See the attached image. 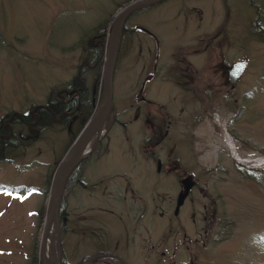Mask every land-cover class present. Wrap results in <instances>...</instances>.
I'll list each match as a JSON object with an SVG mask.
<instances>
[{
    "label": "rangeland",
    "instance_id": "374dc122",
    "mask_svg": "<svg viewBox=\"0 0 264 264\" xmlns=\"http://www.w3.org/2000/svg\"><path fill=\"white\" fill-rule=\"evenodd\" d=\"M132 1L0 0V118L40 107L84 59L88 67L86 41L102 27L96 44L104 57L113 17ZM134 23L150 36L136 32L119 41L113 108L96 143L106 141L107 151L92 154L95 146L83 159V185L65 200L60 264L61 254L65 264H77L97 253L123 264H264V166L254 161L264 159V0H165L132 15L125 27ZM220 25L223 33L209 42ZM217 54L225 66L246 62L226 97ZM103 57L79 80L91 93L90 115L102 99ZM185 85L204 91V105L207 86L221 90L212 103L219 105L215 121L202 115L198 97L184 94ZM147 115L167 131L152 159L141 150L151 126ZM57 124L0 161V264H39L37 212L79 130L76 122ZM227 136L246 164L230 158ZM175 172L193 183L179 203Z\"/></svg>",
    "mask_w": 264,
    "mask_h": 264
},
{
    "label": "trees",
    "instance_id": "16d2710c",
    "mask_svg": "<svg viewBox=\"0 0 264 264\" xmlns=\"http://www.w3.org/2000/svg\"><path fill=\"white\" fill-rule=\"evenodd\" d=\"M104 32L105 30L102 27L100 30H97V32L91 35V37L86 41V47L83 53L88 58L89 65L91 66L99 65L101 58L103 57L102 45L99 46L98 44H96V41H103L102 37ZM92 40L94 41L91 42ZM84 61L83 63L81 62V65H79L78 67V71L72 76V78H70V80L66 84L59 87H52L48 90L47 97L40 107L31 106L26 113H20V117L9 113L0 118V161L4 159L5 154L8 150H13L18 147L26 148L31 146L33 142L36 141L39 135V131L42 128H48L58 120L59 124L57 125L61 126L63 129V127H67L69 125L72 118H75V122L77 123V126H79L80 130L91 110V102L88 100V98L91 96V93L87 94L84 88L81 90L79 89L80 76L86 69ZM76 91H78V96L73 97ZM112 108L113 107H111L106 117V122L110 116L109 114L111 113ZM10 116L12 117L11 121L9 122V125L11 127H8L3 124V121L9 119ZM157 130L158 132L161 131L160 127H157ZM104 139H106V136H104ZM159 141L160 135H156L155 140L152 139L151 143H157ZM143 146H147V142H145ZM94 150L95 151L92 154L97 152V156L105 154L107 151L106 141L104 143L99 142ZM85 164L86 160L79 162L67 176L64 182L58 208V219L61 231L65 216V200L67 199L69 193L72 192V188L83 185L82 175L84 172ZM177 174L178 173H175L176 179ZM44 183H47V181ZM43 212L44 206L40 205L39 211L37 212V215L40 219L43 217ZM28 264H34L33 260H30ZM61 264H65L62 254ZM77 264L123 263L117 256L111 253H97L82 257Z\"/></svg>",
    "mask_w": 264,
    "mask_h": 264
},
{
    "label": "water",
    "instance_id": "95a60500",
    "mask_svg": "<svg viewBox=\"0 0 264 264\" xmlns=\"http://www.w3.org/2000/svg\"><path fill=\"white\" fill-rule=\"evenodd\" d=\"M163 1L165 0H135L129 2L114 15L110 23V28L107 33L106 51L102 70V99L95 112L87 119L75 138L72 140L71 144L63 154L61 160L58 162L52 174L44 205V226L39 239V264H47L44 256L46 237L50 227L53 224H58V207L64 182L71 170L78 164V162L90 153L89 151H86L85 156L80 158V155L84 152V149L87 147V143L89 142L93 134L95 123L101 118L105 120L111 108L112 78L123 23L130 14L144 8L159 4ZM245 68V61H238L233 63L227 70L225 84H228L231 88H233L238 79L242 76ZM183 185L184 189L178 201L186 196L190 187V183L186 181H183Z\"/></svg>",
    "mask_w": 264,
    "mask_h": 264
},
{
    "label": "flooded vegetation",
    "instance_id": "af4514ba",
    "mask_svg": "<svg viewBox=\"0 0 264 264\" xmlns=\"http://www.w3.org/2000/svg\"><path fill=\"white\" fill-rule=\"evenodd\" d=\"M162 3V2H161ZM157 5V4H156ZM154 6V5H153ZM150 7H152V6H150ZM147 8H149V7H147ZM147 8H144V9H142V10H139V11H137V12H134V13H132V14H130L127 18H126V20L124 21V23H123V26H122V31H121V36H120V39L122 38V37H124L125 35H130V36H133V34H135L136 32H142V33H144V34H146V35H149L150 36V33L149 32H147V30L146 29H142L141 27H139V26H137L135 23L133 24V25H131L130 27H125V23L127 22V20H128V18H130L132 15H134V14H136V13H140V11H145V9H147ZM223 29V25H220V27L217 29V31L215 32V33H213V36H212V38L211 39H209V42H211L214 38H216L217 37V35H219V32H220V34H221V32L223 33V31H221ZM140 54L141 53H136V56H137V58H139V56H140ZM185 55V54H184ZM184 55H183V59H184ZM218 57H219V55L217 54L216 55V57H215V61H216V65H215V69L217 68V69H219L220 70V76H221V78H222V82H221V88L222 89H224L225 91H224V96L226 97V96H228V93L230 92V91H232L233 89H234V87H235V85L233 86V88H231L230 87V85H228V84H225V77H226V74H227V70L230 68V66L233 64H231L230 66H225V65H222V63H220L221 62V59L218 61L217 59H218ZM183 63V61L181 62V64ZM183 66L185 67V66H187V63H183ZM79 67V66H78ZM152 67H153V69H152V74H154L155 72H156V70H157V64L155 65V64H153L152 65ZM186 70V69H185ZM185 70H180L179 72H180V74H179V76H180V78H182L183 77V73L185 72ZM77 71H78V69H77ZM150 75H147V77H144V80H146V79H148V77H149ZM181 86V85H180ZM195 87V89H189L188 88V86L187 85H185V86H182L181 87V90L184 92V94H187V92H189V94L191 95V97H195V98H199V103L202 105H204V103H203V101L201 100V97H202V95L204 94V91L202 90V89H200L199 87H197V86H194ZM193 87V88H194ZM80 90L81 89H83V86H80V88H79ZM206 91L207 92H210V95H206V97H205V101H206V103H205V105H204V107L206 108V109H204L203 111H202V115L205 117L206 115L207 116H209L210 118H212L211 117V114H212V112H213V109L214 108H217L219 105H217V104H212L213 103V100L217 97V93L218 92H220L221 90L220 89H214L213 90V88H211V87H209V86H207L206 88ZM79 91V90H78ZM78 91H76L75 92V95H73V97H75V96H78ZM142 100L143 102H144V104L147 106V105H149V104H146V103H148L147 102V100H145V99H143V97L142 96H140L139 97V100ZM14 115H17L18 117H20V113H13ZM61 115H63V114H61ZM4 116V115H3ZM91 115L89 114L88 115V117H87V119L90 117ZM147 118L148 119H150V121H151V126H150V131H149V133H148V137H146L145 139H144V141H143V144L145 143V142H147V146H143V144H142V146H141V150L143 151V152H145V154L147 153V152H149L148 153V156L152 159L153 158V155H154V152L153 151H151V150H153L157 145H159L160 144V142L165 138V136H166V128H165V126L164 127H162V125H161V120H160V118H158L157 119V121L154 119V117H152V116H148L147 115ZM11 119H12V117L10 116L9 117V119H7L6 121L4 120L3 121V124L4 125H6V126H8V127H11L10 125H9V122L11 121ZM148 119H146L145 121L148 123L149 122V120ZM201 120V118L200 117H197V119L195 120V118L193 119V122H192V124H196L197 123V121H200ZM56 122H59V120L58 121H56ZM73 122H75V118H72L71 120H70V123H73ZM70 123H69V125H70ZM157 127H160V130L162 131H159L158 132V130H157ZM19 128H20V126H19ZM163 128V129H162ZM21 130V129H20ZM156 135H160V141L159 142H157V143H151V140L152 139H154L155 140V137H156ZM90 141V140H89ZM98 141H93V144L89 147V148H87V151H89V152H91L93 149H94V147L96 146V143H97ZM148 143H151V144H148ZM88 145H89V142H88ZM144 148V149H143ZM155 163L157 164V166L158 167H163V168H165V166L164 165H162L161 166V163L159 162L158 163V161L157 160H155ZM74 169V168H73ZM72 169V170H73ZM71 170V171H72ZM176 173V172H175ZM175 173H174V175H175ZM70 174V173H69ZM179 174V175H178ZM177 174V181H178V183H179V185H180V187H181V194H182V192H183V187H184V185H185V183H184V185H183V181H186V182H188V183H190L189 181H187L188 179L185 177V175L184 174H181V173H178ZM175 177V176H174ZM191 185L193 184V183H190ZM190 185V187H192ZM190 187H189V189H188V192H189V190H190ZM188 192H187V194H186V196L188 195ZM185 196V197H186ZM179 197H180V195H179ZM179 197H178V199H179ZM184 197V198H185ZM184 198H182V199H184ZM178 199H177V203H179V201H178ZM181 199V200H182ZM176 210V209H175Z\"/></svg>",
    "mask_w": 264,
    "mask_h": 264
},
{
    "label": "bare ground",
    "instance_id": "6f19581e",
    "mask_svg": "<svg viewBox=\"0 0 264 264\" xmlns=\"http://www.w3.org/2000/svg\"><path fill=\"white\" fill-rule=\"evenodd\" d=\"M103 122H104V119L101 118L95 123L94 128H93V133H96L98 136L100 135ZM224 141H225L226 148L228 149L231 157L240 164H246L247 161H244L243 159L239 158L236 155L235 147L233 146L230 138L226 137ZM82 157H84V152L80 155V158ZM258 165L264 166V162ZM58 234H59V226L58 224L57 225L53 224L48 230V234L46 237V245L44 247L45 248L44 256H45V261L47 264H60L59 257H58L59 255Z\"/></svg>",
    "mask_w": 264,
    "mask_h": 264
}]
</instances>
